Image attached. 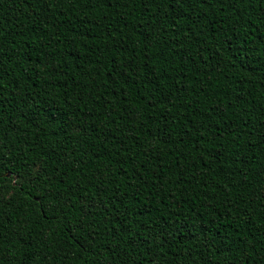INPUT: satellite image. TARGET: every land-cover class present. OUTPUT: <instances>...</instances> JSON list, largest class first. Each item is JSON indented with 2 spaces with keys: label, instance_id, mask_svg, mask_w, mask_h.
<instances>
[{
  "label": "trees",
  "instance_id": "1",
  "mask_svg": "<svg viewBox=\"0 0 264 264\" xmlns=\"http://www.w3.org/2000/svg\"><path fill=\"white\" fill-rule=\"evenodd\" d=\"M0 264H264V0H0Z\"/></svg>",
  "mask_w": 264,
  "mask_h": 264
}]
</instances>
